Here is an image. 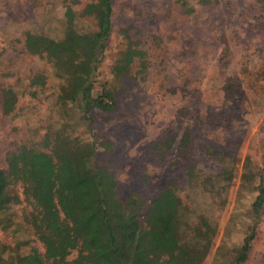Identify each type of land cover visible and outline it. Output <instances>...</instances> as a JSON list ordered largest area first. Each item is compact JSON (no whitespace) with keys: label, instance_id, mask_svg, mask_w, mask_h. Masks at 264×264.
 Instances as JSON below:
<instances>
[{"label":"rangeland","instance_id":"1","mask_svg":"<svg viewBox=\"0 0 264 264\" xmlns=\"http://www.w3.org/2000/svg\"><path fill=\"white\" fill-rule=\"evenodd\" d=\"M92 1L0 0V257L35 250L44 264H90L71 151L44 146L60 132L93 141L96 162L117 181V199L139 195L142 215L172 187L183 205L181 225L204 217L215 227L201 264H227L247 235L264 175V1L114 0L93 95L106 87L115 106L92 110L88 135L77 111L57 103L61 82L51 65L28 54L24 42L28 32L60 40L69 4L76 28L91 30L81 12ZM121 29L146 53V68L134 64L115 79ZM38 75L45 83L30 87ZM3 87L18 93L9 116L1 110ZM168 138L171 149L158 147ZM20 147L33 152L11 162ZM244 264H264V209Z\"/></svg>","mask_w":264,"mask_h":264},{"label":"trees","instance_id":"2","mask_svg":"<svg viewBox=\"0 0 264 264\" xmlns=\"http://www.w3.org/2000/svg\"><path fill=\"white\" fill-rule=\"evenodd\" d=\"M113 1L94 0L86 3L81 15L87 17L93 28L87 32L76 28V13L71 4L65 7L64 35L54 40L45 35L26 33L24 49L30 55L47 61L61 84L56 101L66 110L77 111L85 131L90 134L92 110L111 112L115 106L113 91L104 87L94 97L95 76L103 61L107 43L113 29ZM264 1V0H263ZM124 49L111 68L115 79L126 76L132 65L139 72L146 68V53L137 48L127 29L120 30ZM41 75L30 80V87L45 83ZM106 86V84L104 85ZM18 102V93L11 87L1 89V110L12 115ZM93 111V112H94ZM64 130V128L61 126ZM59 130V129H58ZM56 138L44 146L53 150H70L76 169L73 200L81 204L86 246L92 251L90 264H201L206 257L215 234V227L201 217L181 225L183 205L180 196L170 187L162 191L148 205L142 215L143 200L132 193L124 202L116 197L117 181L114 175L96 162V147L93 141L55 133ZM173 139L168 138L158 147L169 150ZM33 152L20 147L10 161L16 162L23 155ZM264 164V163H263ZM189 182L192 180L188 172ZM251 218L241 247L227 264H244L247 261L256 227L264 209V175L256 186V195L251 202ZM143 216V218H141ZM0 264H44L37 251L16 260Z\"/></svg>","mask_w":264,"mask_h":264}]
</instances>
